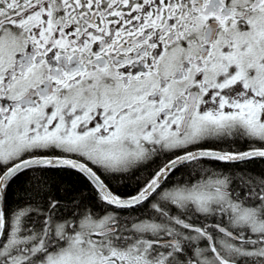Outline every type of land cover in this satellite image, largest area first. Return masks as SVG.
I'll list each match as a JSON object with an SVG mask.
<instances>
[{
    "label": "snow or ice",
    "instance_id": "snow-or-ice-1",
    "mask_svg": "<svg viewBox=\"0 0 264 264\" xmlns=\"http://www.w3.org/2000/svg\"><path fill=\"white\" fill-rule=\"evenodd\" d=\"M0 264H264V0H0Z\"/></svg>",
    "mask_w": 264,
    "mask_h": 264
}]
</instances>
